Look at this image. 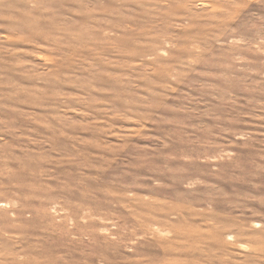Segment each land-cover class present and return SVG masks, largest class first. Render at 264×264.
<instances>
[{"label": "rangeland", "instance_id": "1", "mask_svg": "<svg viewBox=\"0 0 264 264\" xmlns=\"http://www.w3.org/2000/svg\"><path fill=\"white\" fill-rule=\"evenodd\" d=\"M0 264H264V0H0Z\"/></svg>", "mask_w": 264, "mask_h": 264}]
</instances>
